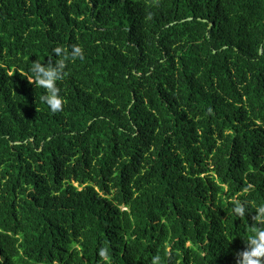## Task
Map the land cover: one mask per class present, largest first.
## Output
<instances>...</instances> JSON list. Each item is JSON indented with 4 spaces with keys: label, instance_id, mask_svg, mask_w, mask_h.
<instances>
[{
    "label": "trees",
    "instance_id": "obj_1",
    "mask_svg": "<svg viewBox=\"0 0 264 264\" xmlns=\"http://www.w3.org/2000/svg\"><path fill=\"white\" fill-rule=\"evenodd\" d=\"M260 206L264 0H0V264H238Z\"/></svg>",
    "mask_w": 264,
    "mask_h": 264
},
{
    "label": "clouds",
    "instance_id": "obj_2",
    "mask_svg": "<svg viewBox=\"0 0 264 264\" xmlns=\"http://www.w3.org/2000/svg\"><path fill=\"white\" fill-rule=\"evenodd\" d=\"M54 53L56 56H63L64 59L55 62L54 66L51 59H49L47 65L41 64L39 61L33 62L30 72L32 73L31 78L46 91V94L42 97L44 102H46L51 111L58 112L62 110L63 100L62 97L59 96L60 89L57 87V82L63 80L67 76V73L64 71L66 67L65 61L68 58L73 60L77 58L83 59V53L79 47L73 48L70 57L59 47L54 49ZM234 212L238 216H244L245 207L238 204L235 206ZM257 213L258 216L256 219L264 220V206L258 207ZM246 244L250 250L239 253L238 264H264V227H260L256 230L255 234ZM100 255H106V250H101ZM159 260V256L153 257L152 264H159Z\"/></svg>",
    "mask_w": 264,
    "mask_h": 264
}]
</instances>
